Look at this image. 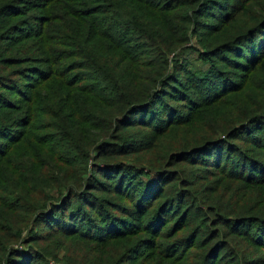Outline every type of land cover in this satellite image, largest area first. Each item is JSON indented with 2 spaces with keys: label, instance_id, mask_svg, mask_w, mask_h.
<instances>
[{
  "label": "trees",
  "instance_id": "1",
  "mask_svg": "<svg viewBox=\"0 0 264 264\" xmlns=\"http://www.w3.org/2000/svg\"><path fill=\"white\" fill-rule=\"evenodd\" d=\"M239 73L264 95L257 0H0V264H84L89 244L123 264L139 233L163 251L189 226L173 246L211 241L193 264H224L226 234L264 250L262 194L222 196L228 182L264 194V104ZM205 112L224 130L199 131Z\"/></svg>",
  "mask_w": 264,
  "mask_h": 264
},
{
  "label": "rangeland",
  "instance_id": "2",
  "mask_svg": "<svg viewBox=\"0 0 264 264\" xmlns=\"http://www.w3.org/2000/svg\"><path fill=\"white\" fill-rule=\"evenodd\" d=\"M257 1L261 4H264V0H257ZM36 12H39V11H36ZM192 43L196 45L195 39L192 40ZM227 70H229L231 73H234L233 70H230V69H227ZM231 80L235 81L237 84L242 86L243 91L241 92V95L246 102H249L253 104L254 106H260V107L263 106L264 95L258 91L259 89L258 84L260 80L257 77H246V76L244 77V74H241V75L234 76ZM13 96L15 99L17 98L14 94ZM239 96L240 95H230V99L226 101L227 104L229 106H234L236 101H238ZM16 102L19 103V100H17ZM49 104L50 103H48L47 105ZM35 109L37 111L35 115L39 116V118L36 123L37 124V127L35 129L36 131L33 134L34 136L38 138V140H46L47 134L48 132H50L48 131V129H46L48 121H46V119L42 115V111L46 109V106L43 104L37 105L35 106ZM199 119L201 122L199 131L205 132V131H208L209 129H212L213 132L215 133L216 130H221L222 127L224 130V125H223L225 122L224 119H222V121L218 120L216 118V115L213 112H205L204 115L200 113ZM220 135H222V132L220 133ZM242 146H245V144H242ZM18 149L13 152V155L10 158V160L13 161V157L16 155ZM25 151H26L25 148H21L19 152L23 153ZM191 174L194 178H197V177L200 178L201 176H204L202 172L191 173ZM232 186L233 184L231 182H228L227 185L223 189H228L229 193L224 191L222 194L229 208H235L236 204H238L243 198L244 194H247V193L251 195V201L257 200L261 198V196L262 198H264L263 196L264 194L263 192H261V190H259V188H256L254 190L253 188L248 189L244 187L243 185H238L235 187H232ZM251 191H253V193ZM190 232H191V226L187 227V230L185 231V234H186L185 236H177L171 239L169 241L171 247L163 251L162 249H165V245L161 246V243L164 242V238H163L164 235L160 238L158 237L156 238L153 236L144 238V234L139 233L137 237L141 238L140 241H137L138 239L137 240L135 239L132 241V244L127 242V249L136 248V251L134 252V254H136L135 258L131 262H125L123 264H185V262L188 261V258L190 259V262L186 264L196 263L198 256L204 250L208 248L211 241L205 242V240L203 239L197 240L195 248L192 249L190 252H188L186 251L187 249L185 250V248L186 246H188L187 241H188V236ZM226 235L222 236L220 239V245H223L226 247L225 248L226 254L222 257L220 262L227 264L225 263L226 256H229L230 260L228 262L232 264H237V263L238 264H260L264 262V250L254 251L244 241L233 239V238L226 239L225 237ZM184 238L187 239L186 244L183 243L182 246L181 244L177 246H173L175 245V242H178V241L182 242L181 240H183ZM145 239H148V241H145ZM176 244H179V243H176ZM190 245L192 244H189V246ZM88 246L89 247L77 257V260L84 264H97V262L90 257V254L98 250V245L89 244ZM110 253H112V255H110L108 258H110L111 256H116V259H117L120 256H124L125 250L123 248H120L118 244V246L115 245L113 247L108 248L107 251L105 252V257ZM184 253H190V254L185 255ZM168 256H171V257H168Z\"/></svg>",
  "mask_w": 264,
  "mask_h": 264
}]
</instances>
